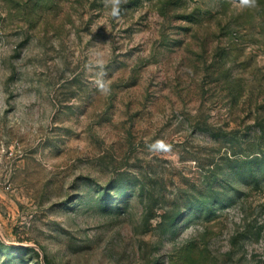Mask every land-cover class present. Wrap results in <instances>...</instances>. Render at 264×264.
I'll return each instance as SVG.
<instances>
[{"label": "rangeland", "instance_id": "374dc122", "mask_svg": "<svg viewBox=\"0 0 264 264\" xmlns=\"http://www.w3.org/2000/svg\"><path fill=\"white\" fill-rule=\"evenodd\" d=\"M110 12L0 0V264H264V0Z\"/></svg>", "mask_w": 264, "mask_h": 264}, {"label": "clouds", "instance_id": "9594fccd", "mask_svg": "<svg viewBox=\"0 0 264 264\" xmlns=\"http://www.w3.org/2000/svg\"><path fill=\"white\" fill-rule=\"evenodd\" d=\"M242 2L245 5L252 6L254 5L255 0H242ZM106 3L111 6V16L119 17L120 5L122 3V0H106ZM101 56V53H96L95 56L89 60L88 64H86L85 67L89 72L95 71L100 77H103L106 75V71L105 63L101 59ZM95 85L97 86L98 90H100L102 93H108L110 91V84L103 78L96 79Z\"/></svg>", "mask_w": 264, "mask_h": 264}, {"label": "trees", "instance_id": "16d2710c", "mask_svg": "<svg viewBox=\"0 0 264 264\" xmlns=\"http://www.w3.org/2000/svg\"><path fill=\"white\" fill-rule=\"evenodd\" d=\"M248 163L250 164V167H249L248 171H247V169L244 170V167H243V170H244L246 175L248 174V176L249 175L250 176H257L259 174H263L264 173V167L261 166L260 162L256 163L254 161H249ZM240 169H241V167H240ZM244 172H242V173H244Z\"/></svg>", "mask_w": 264, "mask_h": 264}]
</instances>
